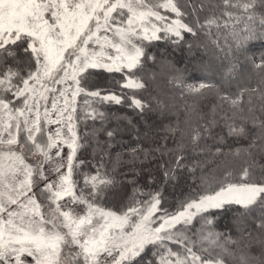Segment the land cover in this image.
<instances>
[{"label": "snow or ice", "instance_id": "snow-or-ice-1", "mask_svg": "<svg viewBox=\"0 0 264 264\" xmlns=\"http://www.w3.org/2000/svg\"><path fill=\"white\" fill-rule=\"evenodd\" d=\"M254 41L264 42V0H0V264H264V51L249 54ZM161 42L227 60L225 80L250 66L259 83L229 94L210 75L189 82L153 51ZM149 65L172 73L183 119L156 147L113 159L118 118L106 107L166 108L143 95ZM153 160L166 182L189 181L171 209L162 187L138 186L137 165ZM124 185L130 197L114 202Z\"/></svg>", "mask_w": 264, "mask_h": 264}, {"label": "trees", "instance_id": "trees-1", "mask_svg": "<svg viewBox=\"0 0 264 264\" xmlns=\"http://www.w3.org/2000/svg\"><path fill=\"white\" fill-rule=\"evenodd\" d=\"M192 3L197 4V0H192ZM203 13L202 15H205ZM153 51L165 52L166 53V63L170 62L177 69L183 71L187 70L186 75L188 81L192 82L195 80L203 79L206 76H211V78L220 85L221 92H227L229 94L236 93L241 88H247L251 90L256 87L259 83V76L254 73L249 66L247 71L237 78H229L227 80L223 79L228 68V61L213 58L211 54L205 53L203 51H198L193 49L189 51L186 47L173 49L171 46L159 43L157 48ZM249 54L259 55L261 51H264V42L254 41L248 45ZM210 64L211 71L205 72L201 70V65ZM148 71L155 72L156 76L154 80L149 82V89L147 93H143L144 96L151 95L159 99L165 106L164 111H159L155 107L150 112H145L144 114H138L136 111L128 108L127 106H108L106 111L109 114H114L118 119H113L108 124L109 128H119L118 135L115 141V147L112 148V157L115 159L117 153H123L124 161L128 160V155L126 150L129 147H135L138 143L141 144L145 149H151L156 147L162 140L164 136V128L175 121L177 118L178 109L182 104V101L178 97V94L172 90L168 84V78L172 73L168 68H154L149 65ZM116 78L119 79V74H115ZM109 82V74H105L99 79L98 86H105ZM128 92L134 90H125ZM81 98L78 97V110ZM211 106L215 103L214 95H210L204 102ZM180 118L183 119L182 114H179ZM129 121L131 123H129ZM106 138L101 135L100 140L103 141ZM240 143H245L240 141ZM168 146L171 147V141H169ZM85 159H91L90 156L86 155L82 157ZM126 165L122 167L121 170H126ZM138 168H143L145 171L138 179L137 183L139 188L144 191L155 190L156 188L162 187L165 196L168 201V205L171 209L172 206L176 205L180 200H182L189 191H191L189 181L184 176H179L174 182H166L164 180L163 174L156 167V161L145 162L143 165H137ZM211 167V166H210ZM85 171H90L94 173L92 168L84 169ZM148 173H151L152 183L149 184L147 181ZM215 188L214 183H210L207 191L211 192ZM132 192L131 185H124L114 189L109 193V196L114 202L126 201L130 197ZM229 215L230 214H220L217 219V230L226 231L229 225Z\"/></svg>", "mask_w": 264, "mask_h": 264}, {"label": "rangeland", "instance_id": "rangeland-1", "mask_svg": "<svg viewBox=\"0 0 264 264\" xmlns=\"http://www.w3.org/2000/svg\"><path fill=\"white\" fill-rule=\"evenodd\" d=\"M77 100H78V98H77Z\"/></svg>", "mask_w": 264, "mask_h": 264}]
</instances>
